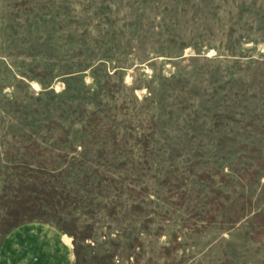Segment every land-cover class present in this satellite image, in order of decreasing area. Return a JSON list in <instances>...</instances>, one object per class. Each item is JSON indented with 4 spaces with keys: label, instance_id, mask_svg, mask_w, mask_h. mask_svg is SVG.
Instances as JSON below:
<instances>
[{
    "label": "rangeland",
    "instance_id": "obj_1",
    "mask_svg": "<svg viewBox=\"0 0 264 264\" xmlns=\"http://www.w3.org/2000/svg\"><path fill=\"white\" fill-rule=\"evenodd\" d=\"M0 264H264V0H0Z\"/></svg>",
    "mask_w": 264,
    "mask_h": 264
},
{
    "label": "crops",
    "instance_id": "obj_2",
    "mask_svg": "<svg viewBox=\"0 0 264 264\" xmlns=\"http://www.w3.org/2000/svg\"><path fill=\"white\" fill-rule=\"evenodd\" d=\"M63 240L65 239V238H62Z\"/></svg>",
    "mask_w": 264,
    "mask_h": 264
}]
</instances>
